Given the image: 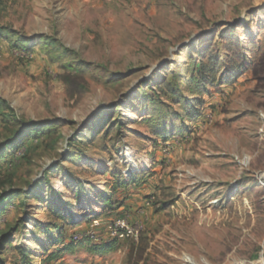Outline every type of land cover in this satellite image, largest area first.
<instances>
[{
	"label": "rangeland",
	"instance_id": "obj_1",
	"mask_svg": "<svg viewBox=\"0 0 264 264\" xmlns=\"http://www.w3.org/2000/svg\"><path fill=\"white\" fill-rule=\"evenodd\" d=\"M0 105V264H264V0H0Z\"/></svg>",
	"mask_w": 264,
	"mask_h": 264
},
{
	"label": "built area",
	"instance_id": "obj_2",
	"mask_svg": "<svg viewBox=\"0 0 264 264\" xmlns=\"http://www.w3.org/2000/svg\"><path fill=\"white\" fill-rule=\"evenodd\" d=\"M145 206L148 208L150 203H147ZM142 225V222H138L135 226H132L129 217H121L105 224H102L99 220L93 221V227L95 229H102L103 227L108 239L114 241H123L130 239V237L137 236L138 229L141 228ZM85 235L92 236V239L95 241H101L102 239V237H99V235L97 236L95 232H89Z\"/></svg>",
	"mask_w": 264,
	"mask_h": 264
},
{
	"label": "trees",
	"instance_id": "obj_3",
	"mask_svg": "<svg viewBox=\"0 0 264 264\" xmlns=\"http://www.w3.org/2000/svg\"><path fill=\"white\" fill-rule=\"evenodd\" d=\"M1 106V105H0ZM6 118V117H5ZM25 149H28V147H24ZM0 160L3 161L4 163L10 162V160H7L4 156V154H1ZM99 252V251H98ZM101 252V251H100Z\"/></svg>",
	"mask_w": 264,
	"mask_h": 264
}]
</instances>
